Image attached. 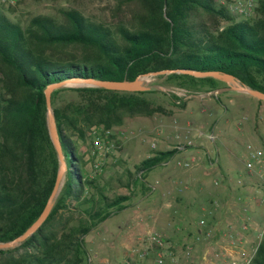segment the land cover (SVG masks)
Instances as JSON below:
<instances>
[{"label":"trees","instance_id":"1","mask_svg":"<svg viewBox=\"0 0 264 264\" xmlns=\"http://www.w3.org/2000/svg\"><path fill=\"white\" fill-rule=\"evenodd\" d=\"M234 1L121 0L117 8L124 18L113 28L90 22L73 9H60L59 19L33 16L23 28L0 7V243L26 231L53 188L58 161L47 129L48 86L90 78L133 81L150 72L194 70L229 74L264 93V0L256 1L253 17L242 20L227 8ZM160 78L164 86L187 96L226 86L209 77ZM66 92L77 93L78 102L55 105V98ZM149 93L92 87L52 93L66 163L63 184L43 224L18 246L0 250V264H85V237L124 210L122 203L130 197L108 198L96 179L82 176L85 162L72 138L84 142L91 127L117 128L129 118L161 114L162 107L145 97ZM181 101L184 107L186 101ZM178 151H154L136 167L135 176L143 179ZM87 188L92 191L88 197ZM251 264H264V235Z\"/></svg>","mask_w":264,"mask_h":264},{"label":"rangeland","instance_id":"2","mask_svg":"<svg viewBox=\"0 0 264 264\" xmlns=\"http://www.w3.org/2000/svg\"><path fill=\"white\" fill-rule=\"evenodd\" d=\"M12 1L13 3L0 2V7L9 19L18 22L23 28L28 20L36 15H48L59 19L60 9L76 10L90 22L101 23L109 28H113L118 19L124 18L119 16L121 12L117 8L121 0ZM227 8L230 10L229 4ZM11 10L13 12H9ZM251 17L253 15L248 19ZM238 19L242 20L240 17ZM143 85L149 89L146 92H151L145 97L150 98L156 106L162 107L163 112L151 118L126 119L119 128L127 133L133 131L135 135L132 137L125 135L123 141V138H117L118 142L125 147V151L121 149L122 152L117 157L109 159V163L103 167L100 175L94 176L90 165L85 160L90 145L89 140L82 142L75 137L72 138L78 155L82 156L85 162L81 168L82 176L96 179L108 198L130 197L127 202L122 203L124 210L112 215L85 237L88 253L85 264H121L126 260L136 264L137 253L143 249L141 240L149 233L162 235L172 244L173 251L178 254L182 247L190 245L195 238L202 236L204 229L199 226V220H208L210 216L208 209L211 203L208 205L205 202L207 194L186 196L187 172L196 165V162H193L190 155L183 154V152L196 149L201 153L209 148L208 143H212L213 140L207 138L211 134V131L207 129L208 126L212 125V130L215 131V127L223 130V124L227 123L229 131L224 138L228 142L237 140L232 146L233 165L230 164L229 169V179L233 183L236 182L237 186H240L237 180L242 183L248 180L245 176V170L248 171L245 164L249 159L247 144L260 149L264 155V102L258 103V108H256L257 101L254 98L231 91L212 95L201 93L187 96L183 90L164 86L160 76L143 79ZM207 98L210 100L207 101ZM180 99L182 101L184 99L186 103L189 101L186 107L179 106ZM78 100L77 93L66 92L59 94L54 101L55 105L59 106L68 102L76 103ZM184 109L185 113L190 116V120L184 124L182 130H178L179 122L175 113ZM169 129H172L170 134ZM160 130H163V137L158 135ZM200 131L203 133L202 137L198 136ZM194 134L196 135L193 138ZM187 141L191 142V147H195L178 151L165 164L144 173L143 179L138 177L137 180H132L136 175L134 165H138L146 156L152 155L157 149L162 151H169L172 147L175 149L178 143L182 145V142L185 144ZM152 142L156 144L155 149L151 148ZM201 143L204 147L200 145ZM217 149L220 157L226 155L223 146H218ZM195 158L197 160L194 156ZM184 163H188L190 168L184 167ZM202 164L203 169H207V165ZM221 168L217 166L215 170L219 172ZM108 170L112 171V174L108 175L109 178L101 177L102 173ZM165 183L169 184V187L166 188ZM142 186L146 187V193ZM91 193L92 191L87 188L85 195L88 197ZM257 193L259 198L256 199L258 205L255 211L264 215V204L260 203V199L264 198V190L261 188V191ZM96 199L99 200L98 197ZM262 222H264V216L255 225L260 227ZM175 238L178 240L177 244L173 243L172 239ZM200 255L196 253L197 258ZM152 257L153 254L150 253L148 260ZM180 263L183 264V262Z\"/></svg>","mask_w":264,"mask_h":264},{"label":"crops","instance_id":"3","mask_svg":"<svg viewBox=\"0 0 264 264\" xmlns=\"http://www.w3.org/2000/svg\"><path fill=\"white\" fill-rule=\"evenodd\" d=\"M210 98H207V101H209ZM189 101H187L185 107L187 106ZM258 103H256V108H258ZM185 109L181 112H176L175 115L177 116L178 120V130H182L184 124L188 123L190 120V116H188L185 113ZM196 121V118H195ZM207 125H205L206 127ZM204 127V126H201ZM220 128V127H219ZM222 129L218 130V127L215 130H212V125L208 126V131H211L210 135H213L214 139L212 143L209 144V148L204 149L205 151H200L196 149H191L184 151L183 154H187L191 156V159L193 162H196V165L193 166L188 172H187V182H186V196L190 197L195 195H201V194H207V197L205 198V202H207L208 205L213 202H218L219 207L214 212L213 215H210L207 221V225L209 228H214L216 230H220L221 232H225L228 230H233L237 235L241 236L244 235L246 237V240L251 243V241L255 238V224L258 223L261 218H263L264 215H260L258 211H255L256 205H258L257 198H259L258 191L264 190V155L262 158V171H259V165L255 166V170L253 172H248L245 170V176L248 178V180L244 183H242V186H237L236 182L233 183L231 179H229V169L230 164L233 165V143L234 141H237L234 139L233 141H226L224 138L229 131L227 123L223 124ZM172 129L168 130V133L170 134V131ZM202 133V131H200ZM217 132L216 134H214ZM163 130L159 131L158 135L162 136ZM196 134H194L193 138ZM198 136H200L198 134ZM203 136V133H202ZM201 136V137H202ZM231 136V135H230ZM163 137V136H162ZM209 140V139H208ZM209 142V141H208ZM211 142V141H210ZM183 147L179 149V151H182L187 148H194L195 146H186L184 142H182ZM195 145V144H194ZM204 147L203 143L200 144ZM122 146V151H125V147ZM200 146V147H201ZM216 148H215V147ZM218 146H223L226 155L220 157L218 152ZM173 148V147H172ZM171 148V150H172ZM174 149V148H173ZM150 150V149H149ZM121 151V152H122ZM153 151V150H150ZM157 151H162L161 149H157ZM153 155V154H152ZM146 156L144 159L151 157ZM122 156V155H121ZM194 156L197 157L194 159ZM143 161V159L139 162L138 165H134L138 167L140 163ZM112 162V161H111ZM221 162V163H220ZM109 163V162H108ZM107 163V164H108ZM205 163L207 165V169H203V164ZM186 163H184L185 165ZM188 164V163H187ZM222 167L219 172L215 170V167ZM185 167V166H184ZM190 168V166H188ZM186 167V168H188ZM258 169V170H257ZM112 171H104L101 175V177L111 175ZM100 175V174H99ZM262 176V178H261ZM138 177L134 176L133 181L137 180ZM217 182V184H215ZM131 186V185H130ZM165 186L169 187V184L165 183ZM132 187V186H131ZM193 188V189H192ZM238 198H241V201H238ZM259 201V200H258ZM211 208V206H210ZM249 212V216L251 220L253 221V224L250 227V230L246 232L245 234L241 231V219L246 215V213ZM204 229V228H203ZM205 230V229H204ZM203 230V231H204ZM202 231V233H203ZM174 244L178 243V240L172 239ZM214 241H217L218 244L223 245L224 243V237L219 234V236H215ZM214 243V242H213ZM213 243H209L203 239V236L200 238H195L193 242L190 244L194 249L193 256L195 259H199L196 257L197 255H200L202 251L206 249H212L213 247H216ZM174 252V251H173ZM175 253V252H174ZM154 262V255L149 260L144 262L143 264H153ZM181 262L183 260L181 259ZM167 264V262L165 263ZM181 264V263H180Z\"/></svg>","mask_w":264,"mask_h":264},{"label":"built area","instance_id":"4","mask_svg":"<svg viewBox=\"0 0 264 264\" xmlns=\"http://www.w3.org/2000/svg\"><path fill=\"white\" fill-rule=\"evenodd\" d=\"M256 1L257 0H235L230 5V11L240 18H248L253 14ZM0 2L13 3L12 0H0ZM208 94L212 95L211 93ZM125 135L126 137H132L135 134L133 131L127 133V131L120 129L119 127L103 129L94 126L90 128L87 138L90 145L87 149L85 160L90 165L94 176L102 172L103 167L107 165L109 159L117 157V155L121 152L122 143H119L117 138H123ZM199 135L202 136V133L199 132ZM207 138L209 140L214 139L213 135L207 136ZM124 139L125 138H123L122 141ZM185 145L191 146V142L187 141ZM182 147L183 145L178 143L175 146V149L179 150ZM151 148H156V144L154 142L151 143ZM246 149L249 156V159L245 164L246 169L249 172H253L255 170V166L259 165V171H262L263 152L250 144H247ZM255 162L257 164H254ZM184 166L188 167L189 165L186 163ZM263 175L264 173L262 176ZM215 184H217V182H215ZM237 184L242 186V182L240 180H237ZM238 201H241V198H238ZM260 203L264 204V198L260 199ZM210 206L211 208L208 209V214L213 215L220 205L218 202H213ZM248 213L249 212H247L241 219V231L244 234L250 230V227L253 224V221ZM199 226L205 229L202 233L205 241L209 243L214 242V245L216 242V247L204 250L199 259L194 258L193 248L190 245L182 247L179 254L174 253L172 244L162 235L149 233L141 240L143 249L141 252L137 253L136 264H143L146 262L150 253L154 255L153 264H165L166 262L167 264H180L181 259L183 260V264H251L259 242L264 235V222L260 224V227H257L256 225L254 226L255 238L251 241V243L246 240L244 235L239 236L233 230L221 232L219 230L215 231L214 228H209L205 219L199 220ZM219 234L225 239L223 245L218 244L217 241L213 240L214 237H218ZM129 264L135 263L129 262Z\"/></svg>","mask_w":264,"mask_h":264},{"label":"water","instance_id":"5","mask_svg":"<svg viewBox=\"0 0 264 264\" xmlns=\"http://www.w3.org/2000/svg\"><path fill=\"white\" fill-rule=\"evenodd\" d=\"M169 74H184V75H190L195 78H207V77L213 78L226 84V87L213 91L211 92V94H219L223 91H231V92L244 94L258 101L264 102L263 92L251 89L245 84L241 83L239 80H237L234 76L221 73L218 71L200 72L194 70H163V71L142 74L133 81H125V80L103 81V80L90 78L83 80L75 79V80L65 81L48 86L44 90L47 129H48L50 141L53 145L58 161V169L53 184V188L38 218L20 236L16 237L12 241L6 243H0V250L11 249L18 246L20 243H22L28 237L34 234L37 231V229H39V227L48 217L53 207L54 201L60 192V188L64 180V174L66 172V163L62 153V147L59 141V135L56 129L54 115L52 113V106H51L52 93L58 89L73 88V87H92V88H101L109 91H118V92H146L149 89L144 87L143 79L162 76V75H169Z\"/></svg>","mask_w":264,"mask_h":264}]
</instances>
